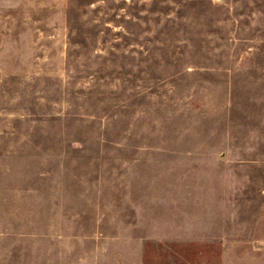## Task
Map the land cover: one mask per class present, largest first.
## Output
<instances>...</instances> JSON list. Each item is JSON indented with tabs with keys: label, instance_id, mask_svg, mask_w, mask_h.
Here are the masks:
<instances>
[{
	"label": "rangeland",
	"instance_id": "374dc122",
	"mask_svg": "<svg viewBox=\"0 0 264 264\" xmlns=\"http://www.w3.org/2000/svg\"><path fill=\"white\" fill-rule=\"evenodd\" d=\"M0 264H264V0H0Z\"/></svg>",
	"mask_w": 264,
	"mask_h": 264
}]
</instances>
